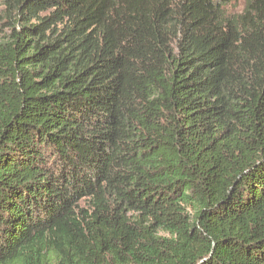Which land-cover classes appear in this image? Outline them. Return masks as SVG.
<instances>
[{
    "label": "trees",
    "instance_id": "trees-1",
    "mask_svg": "<svg viewBox=\"0 0 264 264\" xmlns=\"http://www.w3.org/2000/svg\"><path fill=\"white\" fill-rule=\"evenodd\" d=\"M0 0V264H264V0Z\"/></svg>",
    "mask_w": 264,
    "mask_h": 264
},
{
    "label": "rangeland",
    "instance_id": "rangeland-1",
    "mask_svg": "<svg viewBox=\"0 0 264 264\" xmlns=\"http://www.w3.org/2000/svg\"><path fill=\"white\" fill-rule=\"evenodd\" d=\"M244 0H233L227 7L226 10L228 13H237L243 8Z\"/></svg>",
    "mask_w": 264,
    "mask_h": 264
}]
</instances>
